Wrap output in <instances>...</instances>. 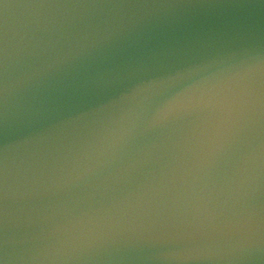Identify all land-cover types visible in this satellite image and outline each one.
<instances>
[{
  "label": "water",
  "instance_id": "obj_1",
  "mask_svg": "<svg viewBox=\"0 0 264 264\" xmlns=\"http://www.w3.org/2000/svg\"><path fill=\"white\" fill-rule=\"evenodd\" d=\"M0 86L9 264H264V0H0Z\"/></svg>",
  "mask_w": 264,
  "mask_h": 264
},
{
  "label": "clouds",
  "instance_id": "obj_2",
  "mask_svg": "<svg viewBox=\"0 0 264 264\" xmlns=\"http://www.w3.org/2000/svg\"><path fill=\"white\" fill-rule=\"evenodd\" d=\"M103 63L104 66L96 69L93 73L56 90L50 101V110L57 112L65 108L91 107L99 92L111 88L128 78L131 73L137 70L142 60L128 57L126 60L117 61L114 57H108ZM170 78L135 82L130 85L124 94H135L138 91L157 87L162 85L165 79Z\"/></svg>",
  "mask_w": 264,
  "mask_h": 264
},
{
  "label": "snow or ice",
  "instance_id": "obj_3",
  "mask_svg": "<svg viewBox=\"0 0 264 264\" xmlns=\"http://www.w3.org/2000/svg\"><path fill=\"white\" fill-rule=\"evenodd\" d=\"M5 89L0 86V96H3ZM4 164L0 160V201L3 200V186H4ZM0 214H2V205H0ZM0 264H9V257L6 250V239L3 236L2 231H0Z\"/></svg>",
  "mask_w": 264,
  "mask_h": 264
}]
</instances>
